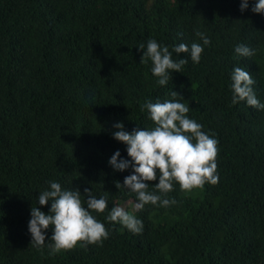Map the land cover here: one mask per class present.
<instances>
[{
  "label": "trees",
  "instance_id": "trees-1",
  "mask_svg": "<svg viewBox=\"0 0 264 264\" xmlns=\"http://www.w3.org/2000/svg\"><path fill=\"white\" fill-rule=\"evenodd\" d=\"M0 0V264H264V109L232 103L231 74L249 71L264 103V13L249 0ZM210 39L204 45L196 32ZM155 39L174 46L199 43V63L189 54L182 72L158 84L152 62L138 45ZM251 57L235 52L238 45ZM178 94L174 98L172 91ZM180 100L188 117L218 141L216 185L166 196L168 207L137 210L136 193L123 184L132 173L109 164L127 145L113 136L153 128L146 101ZM107 196L108 208L92 212L109 230L100 244L79 242L50 254L53 227L43 247L31 244L32 206L50 182ZM122 206L143 223L139 234L107 220Z\"/></svg>",
  "mask_w": 264,
  "mask_h": 264
},
{
  "label": "clouds",
  "instance_id": "clouds-1",
  "mask_svg": "<svg viewBox=\"0 0 264 264\" xmlns=\"http://www.w3.org/2000/svg\"><path fill=\"white\" fill-rule=\"evenodd\" d=\"M249 8V0H242L240 11ZM254 13H264V0H258L251 9ZM196 35L203 40L204 45L210 44V39L203 32L197 31ZM143 51L141 62H152L151 72L158 77V84L166 86L170 79V73L182 72V68L188 63L187 58L174 60L176 54L187 53L191 60L199 63L204 48L199 43L191 46L180 43L170 51L168 46H162L155 39H150L145 45H138ZM235 52L241 57L253 56L254 50L246 45H238ZM231 88L233 91L232 103L246 101L247 105L264 109V103L257 98L253 85L255 80L251 73L242 67H235L231 74ZM177 91H172L171 96L176 97ZM147 109L154 127L145 129L137 128L129 132L125 130L123 122L113 125L118 131L113 132L116 140L125 143L129 159L121 158L117 150L109 159V164L115 171H125L129 168L132 173L124 178L123 184L116 182L119 189L121 185L136 193L137 203L135 208L141 210L147 204L168 207L176 201L162 198L148 190L150 181L157 180L159 170V182L155 184L159 193L166 196L174 188V182L178 183L181 190L192 191L194 188H203L206 183L216 185L219 182L217 173L218 141L202 130V125L188 117L189 107L180 100L146 101L141 105V111ZM87 195L86 207L81 200L79 188L73 190L62 189L56 182H50L47 190L42 191L38 197L39 205H48L51 208L48 213L39 206H32L31 219L28 230L31 234V244L41 248L46 241V231L53 227L50 254L61 250H71L83 241L88 244H100L109 238V230L105 224L98 221L92 212L103 213L108 208L107 196L97 198L92 195V189L85 188ZM107 220L120 223L133 233L142 231L141 220L122 206H113Z\"/></svg>",
  "mask_w": 264,
  "mask_h": 264
}]
</instances>
